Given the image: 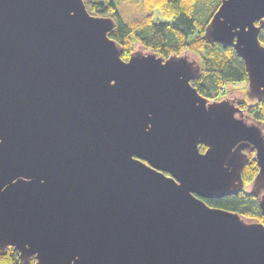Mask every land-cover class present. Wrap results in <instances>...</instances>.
<instances>
[{"label":"water","instance_id":"95a60500","mask_svg":"<svg viewBox=\"0 0 264 264\" xmlns=\"http://www.w3.org/2000/svg\"><path fill=\"white\" fill-rule=\"evenodd\" d=\"M83 0H0V250L36 264H264V223L202 198L247 189L264 216V131L192 85L195 51L122 58ZM264 0H219L202 38L264 98ZM202 144L204 150L198 145Z\"/></svg>","mask_w":264,"mask_h":264},{"label":"trees","instance_id":"16d2710c","mask_svg":"<svg viewBox=\"0 0 264 264\" xmlns=\"http://www.w3.org/2000/svg\"><path fill=\"white\" fill-rule=\"evenodd\" d=\"M89 12L98 14L111 12L115 26L107 33L121 45L122 58L127 59L129 52L138 45L151 49L157 55L168 57L179 54L182 50L195 51L199 57L201 74L191 83L200 94L215 98L225 94L227 86L246 82V70L243 60L230 45L222 46L218 41L212 43L202 38L203 27L209 20L212 11L205 20L195 16V5L199 0H83ZM126 1L137 4L136 15L124 16L121 4ZM167 21L153 17L155 9ZM264 43V28L258 32ZM232 88V86L230 87ZM241 91V90H240ZM239 91V92H240ZM245 113L255 120H260L264 131V98L255 100L246 97L245 93L236 97ZM204 150L202 144L198 145ZM241 168L244 185L236 193L219 196V198H202L208 205L237 211L243 216L257 218L264 223V216L258 205V199L247 189L252 177L258 171L253 152H247ZM0 264H36L34 255L22 261L19 253L12 246L0 250Z\"/></svg>","mask_w":264,"mask_h":264},{"label":"rangeland","instance_id":"374dc122","mask_svg":"<svg viewBox=\"0 0 264 264\" xmlns=\"http://www.w3.org/2000/svg\"><path fill=\"white\" fill-rule=\"evenodd\" d=\"M218 0H199L196 5H195V16L196 18H199V20H205L206 17L211 13V11L214 9V6L216 4ZM137 4H133V3H129L124 1L121 6L120 9L121 11H123L124 16L127 15H136V13L138 12L137 8H136ZM97 13L94 10L91 11V13ZM130 13V14H129ZM102 14H108V15H113L111 12H103ZM153 17L154 19H158V20H163V21H167L165 18L162 17L161 15V10L160 9H155L154 13H153ZM247 81L245 83L243 82H239L230 86H227L225 94L219 97H215V98H223V97H231L236 99V97H238L239 95H241V92H244V89L246 87ZM232 86V88H230ZM241 90V91H240ZM240 91V92H239ZM227 93H230L229 95H226ZM213 98V99H215ZM211 99V98H209Z\"/></svg>","mask_w":264,"mask_h":264},{"label":"flooded vegetation","instance_id":"af4514ba","mask_svg":"<svg viewBox=\"0 0 264 264\" xmlns=\"http://www.w3.org/2000/svg\"><path fill=\"white\" fill-rule=\"evenodd\" d=\"M230 93H227L226 95H229ZM236 100V99H235ZM237 101H239V100H237Z\"/></svg>","mask_w":264,"mask_h":264}]
</instances>
